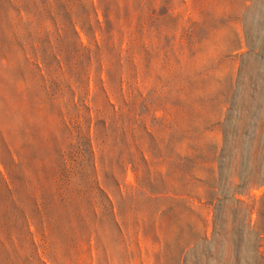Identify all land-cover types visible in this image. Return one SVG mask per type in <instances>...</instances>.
<instances>
[{
    "label": "rangeland",
    "instance_id": "obj_1",
    "mask_svg": "<svg viewBox=\"0 0 264 264\" xmlns=\"http://www.w3.org/2000/svg\"><path fill=\"white\" fill-rule=\"evenodd\" d=\"M0 264H264V0H0Z\"/></svg>",
    "mask_w": 264,
    "mask_h": 264
}]
</instances>
